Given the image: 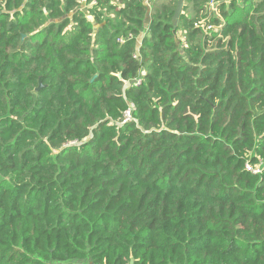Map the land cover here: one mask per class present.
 <instances>
[{"label": "trees", "instance_id": "1", "mask_svg": "<svg viewBox=\"0 0 264 264\" xmlns=\"http://www.w3.org/2000/svg\"><path fill=\"white\" fill-rule=\"evenodd\" d=\"M177 2L0 0V264H264V0Z\"/></svg>", "mask_w": 264, "mask_h": 264}, {"label": "built area", "instance_id": "2", "mask_svg": "<svg viewBox=\"0 0 264 264\" xmlns=\"http://www.w3.org/2000/svg\"><path fill=\"white\" fill-rule=\"evenodd\" d=\"M79 4L81 6H85L88 4V0H78ZM146 2L148 3V0H146ZM143 75V74H142ZM140 84V80L136 81V85ZM126 120L128 121L130 118L129 114H126ZM246 170H248L249 172L255 174V175H260L262 171H264V164L261 163L258 166H250V165H246Z\"/></svg>", "mask_w": 264, "mask_h": 264}, {"label": "water", "instance_id": "3", "mask_svg": "<svg viewBox=\"0 0 264 264\" xmlns=\"http://www.w3.org/2000/svg\"><path fill=\"white\" fill-rule=\"evenodd\" d=\"M183 4H184V0H178L177 2V6H176V9L174 11V16H173V19H172V25H176L178 20H179V17L182 13V9H183ZM118 78L121 79V76L118 75ZM40 89V86L37 90Z\"/></svg>", "mask_w": 264, "mask_h": 264}, {"label": "rangeland", "instance_id": "4", "mask_svg": "<svg viewBox=\"0 0 264 264\" xmlns=\"http://www.w3.org/2000/svg\"><path fill=\"white\" fill-rule=\"evenodd\" d=\"M210 6L213 8V5H210ZM82 8H86V7L84 6ZM187 8H188V10H187L186 14L188 15V17H192L194 15V13H195V11L193 10L192 5L191 4H188L187 5ZM105 10H106V7L103 8V9L102 8L99 9L100 12L104 13V16L105 17L112 18L113 17V14H107V13H105ZM85 12H86V10H85ZM181 38H182V36H181Z\"/></svg>", "mask_w": 264, "mask_h": 264}]
</instances>
